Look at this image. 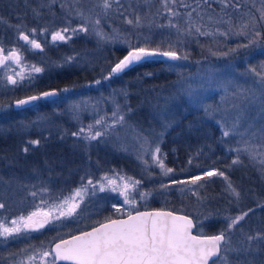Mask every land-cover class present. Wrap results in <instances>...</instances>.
Segmentation results:
<instances>
[{
	"label": "trees",
	"instance_id": "trees-1",
	"mask_svg": "<svg viewBox=\"0 0 264 264\" xmlns=\"http://www.w3.org/2000/svg\"><path fill=\"white\" fill-rule=\"evenodd\" d=\"M59 1L60 3L56 1L54 9L63 5L65 1L72 2V0ZM236 2L237 0H229L230 6L222 10L221 4L212 0L210 6L207 4L203 6V18L193 12V22L204 25L202 31H211L214 35H199L195 29L190 35H182L187 41L188 51L187 59L183 60L195 69L205 70L204 68L246 60L255 57L257 52L264 51L263 31L257 44L244 47L228 57L215 55L218 48L212 43L220 35L215 30L218 28L220 31L229 32L230 26L227 23L214 21L221 17L223 20L230 19L234 30L250 9L244 0H239L238 9L231 6ZM80 4L85 9L84 14L89 16L88 21L92 26L91 32L86 36L87 40L84 39L77 48L88 47L94 50L97 46L96 50L109 56L111 65L122 60L126 51L123 48H112L108 41L104 44L98 43L96 39L99 38L94 35V32L97 33L94 31L96 29L106 35L110 33L117 35L119 41L132 40L139 43L143 40V35L147 34L152 38L154 48L164 47L160 44L166 39H172L168 36L169 33L172 36L177 35L175 28L167 27L169 14L163 9L161 0H120L121 6L113 3L108 12H104L99 6L100 0H80ZM67 6L74 8L72 5ZM46 7L45 9H48V6ZM178 10L183 14L190 9L178 8ZM52 13L54 12L51 10L48 15ZM137 16L140 17L139 25L135 23ZM209 16L214 18L213 22H209ZM10 17H7V23H10ZM97 19L100 21L99 24L95 23ZM129 19L133 20V24L127 23ZM185 19L186 17L181 15L173 18V22L184 29ZM60 21H63L62 17L57 25H62ZM93 25L96 28H92L95 27ZM1 35L0 33V37ZM230 36L233 37L231 31L225 39L231 38ZM2 44L6 45V43ZM223 45L225 47L219 48H230V42ZM44 54V52L40 53V57L36 59H25L30 66L35 65L43 69L42 76H38L34 83L31 81L33 85L30 93L32 96H39L46 91L56 89L60 92V97L43 102L41 108L37 110L32 107L16 110L13 102L25 96L26 90L20 86L11 88L16 92L12 99L7 98V91L1 92L3 94H0V144L22 143L19 152L12 150L14 155L22 159L25 165L40 166L43 179L48 181L51 187L54 186L60 197L73 189L80 188L88 179L95 182L105 174L120 173L135 178L141 183L136 189L140 203H138L140 209L138 211L169 210L188 215L196 224L197 234L202 219L205 220L203 223L205 234L216 235L221 230L227 229L230 218L247 212L248 215L235 228L225 232L230 241L227 244L229 250L224 252L222 245V255L216 264H264V238L248 240L249 236L256 237L258 234L264 237V169L243 154L239 157L241 162L233 163L237 159L234 149L238 146V142L222 137L221 127L218 124L223 118L220 113L227 109L226 103L207 106L208 113H205L203 107L192 106L183 97L184 89L191 81L188 80V75L173 71L163 60H150L140 64L123 78L126 87L129 83L127 89L121 85L123 93L120 96L122 101L118 112L123 114L124 120L115 123L106 135L119 132L121 128L130 125L132 134L138 135V139L135 140V153L143 144V138L153 145L160 143L166 154L164 164L167 168L173 169L171 173L164 175L157 162L147 167L148 163L153 162L152 156H144L145 162L141 164L139 157L120 147L119 140L113 144L104 137L85 140L83 136L73 135L80 129H84L86 134L89 125H93L94 130H103L113 124L114 119L109 112L111 109L116 110L112 93L113 86H116L115 82L110 84L108 76L100 85V93L96 94L99 92L98 88L93 89L91 85L96 80H100L98 72L78 70L53 73L50 69L55 67L51 64H43L41 60L46 59L51 62L55 54L51 53L47 56ZM68 94L73 95L68 101L74 99L77 103L76 110L81 109L77 111V115H74V111L73 115L70 114V106L65 97H62ZM92 106L93 110L90 108ZM24 112L27 114L23 115ZM41 113H44L49 121L61 127L52 126L51 129L42 131L36 128L33 123ZM77 117L80 118V125L73 120ZM96 120H101L103 127L97 126ZM34 141L39 143H33ZM25 148L27 151L24 153L22 151ZM230 148L233 151H229ZM143 165H146V168ZM67 166L71 167L70 171H66ZM209 169L222 172L224 175L207 177L205 172ZM195 176H201L202 179L195 185L187 184L186 190L181 189V184L171 186L173 181H190ZM229 183L240 193L239 198L233 195ZM110 201L109 198L102 196L95 203L94 208L96 204L103 208L91 218L95 221L93 227L122 217L110 209ZM75 225L74 230L70 224L63 228L67 233L65 238L93 228L91 226L87 229H77Z\"/></svg>",
	"mask_w": 264,
	"mask_h": 264
},
{
	"label": "rangeland",
	"instance_id": "rangeland-1",
	"mask_svg": "<svg viewBox=\"0 0 264 264\" xmlns=\"http://www.w3.org/2000/svg\"><path fill=\"white\" fill-rule=\"evenodd\" d=\"M56 1L57 3H60L59 0H45V2H43L42 0H0V33L2 34L0 37V47H3L4 50H7V54L10 50H16L21 57L20 65H17L12 61H8L7 63L10 66L8 69L0 67V94H3L1 93L3 91H7V98L12 99L14 97L15 91L11 90V88L20 86L21 88H24L27 93H25L26 95L21 99L32 96L30 92L32 90L31 86L33 84L31 83H34L36 81V78L38 79V76L42 75L41 72L33 73L31 71V66L25 61V59H36L40 57V53L42 52L45 53L44 56H47L48 54L51 55V53H53L55 55L51 62H48L46 59H43V61L41 60L43 64H51V66L55 67L54 69H50V71H52L53 73H68L78 70H85L86 72L89 71L94 73L98 72L99 76L101 77L100 80L98 79L100 83L97 84L96 80L94 84L91 85L93 89L98 88L99 92H96V94L100 93V85L102 84L103 80H106V77L109 76L108 78L110 79V82H108L110 84L111 82H115L116 85L113 86L112 89L116 110L111 109V112H109V114L113 117L112 119H114L113 112L119 116H123L122 113L118 112L121 108L122 101L120 96H122L121 94L123 93V87H121V85L126 87L125 80L123 78L126 77L131 70L136 69V67L140 64H144L152 59L142 60L124 70L123 72L110 75L111 70L115 66V64H110L108 55L100 52L99 50H96L97 46L94 48V50H91L88 47H81L79 48L80 50L77 48L78 46H81V42L84 39L87 40L86 36L89 32H91L92 26L88 21L90 20L89 16L84 14L85 9L80 4V0L77 2L74 0H72V2L64 0L65 3L63 5L61 4L54 9ZM244 1L247 3L250 9L246 12V16L243 19H240L239 22H251V18L256 17L258 22L255 24V28L260 33H263L264 21H260L259 17L260 10L264 9V0ZM184 2L191 4L192 6L195 4V0H184ZM66 4L69 6L72 5L74 6V8L68 7ZM46 6H48V9H45L47 8ZM51 10L54 13L48 15ZM81 12L83 13V16L79 15V13ZM8 16H11L10 23L6 22ZM61 17L63 21H60L59 23H61L62 25H57L58 21L61 20ZM168 24L169 21L167 22V27ZM240 25L238 24L237 28ZM81 27L87 28L88 31H80ZM64 28L69 29V31L67 33H64V35L66 37L70 36L71 38L53 41L52 34ZM92 28H96V26ZM228 28V33L230 34V27ZM32 29H35L36 31L33 33L31 32ZM72 29H76L77 31L73 33L71 31ZM94 31H97V33L94 32V35L100 39H96L98 43L101 42L102 44H104L108 41L110 42L112 48H123L126 51V55L131 50L129 47L130 44L132 46L141 44L142 47L154 48L152 46V38H150V35L147 34L143 35V40H141V43H139L132 40L119 41L117 35H114L112 33L106 35L102 31H98L97 29ZM224 31L225 30H222L220 32L222 33ZM21 33L28 34L30 38H34L37 40V42H40L41 49H34L31 45L26 46L25 43L20 39ZM98 33H103V36L98 35ZM168 36H171L172 39H166L165 42H162L160 46L164 45V47L160 48L161 50H168V46L172 45L173 49L177 51V54L181 57L188 53V51L186 50L187 41L183 36H172L171 33H169ZM219 38H221L222 41ZM219 38L215 39L212 43L214 47L218 48L217 53H215L216 56H225L223 55V53L225 52L229 53L225 57L231 56L233 54H236L241 49H244V47H238L239 45L248 44V39L243 36L233 35V37L229 39L227 38V40L225 39V36L219 35ZM224 40L226 41L224 42ZM226 42H230V50H237L235 52H231L229 49L219 48L225 47L223 43ZM2 43H6V45ZM69 57H71L72 59H68ZM163 62H166L173 71H180L188 75V80L191 81L190 83H188L186 89L189 86L195 89L194 97L197 98L199 102H193V99H190L186 95L185 91L183 97L192 106L206 108L210 105L214 106L217 104L219 105L226 103L227 109L226 111L222 112L223 114L220 113V115H222L229 124L232 122L233 118L237 114H239L241 109H245L247 112V117L245 120L241 121L238 128V133L244 134L246 131H256L259 134L262 126H264V113L259 112L258 106L246 108L245 104L237 97H234L232 93L234 91H237V85H240L247 89L255 88L256 84L259 82L258 77H256V75L252 73L250 69L255 68L258 72L264 71L263 50L257 52V55L255 57H251L246 60H238L232 62L231 64L229 63L226 65H217L212 68H204L205 70L195 69L192 65L183 60V58L177 61L163 60ZM14 72H23L26 77L25 80L23 82H18L16 85L10 84L7 80V76L13 75ZM29 75H31L32 77V82L27 79ZM210 76L212 77L211 80H209ZM133 81H130V83H132ZM128 87L129 83L127 84L126 89ZM62 97H65L66 101L68 102V106H70V114L73 115L74 111V115H77V111H81V109L76 110L77 103L74 101V99H72V101H68V99L73 97L72 94H68ZM43 101L44 100H42L41 103ZM41 103H36L30 107H32L34 110L40 109ZM234 104L238 105V107H233ZM90 108L91 110L94 109L93 106ZM24 114L27 113L24 112L23 115ZM45 117L46 115L44 113L39 114L38 119L33 123L36 128L42 131L45 129H51L52 126H59L55 125V123L49 121V118ZM79 119L80 118L78 117L73 118L75 123H78L77 125H80ZM249 125H251L252 127L249 128ZM59 127H61V125ZM125 127L127 128H121L119 132H114L109 136L105 135L101 137H104L106 140H110L112 143L119 140L118 143L120 144V147L122 149L130 151L131 153H134L135 157H139V162L142 164L143 162H145L144 156H152L151 152L148 150L149 146L144 145L143 147H140V149L135 153V140L138 139V135L132 134L130 125ZM166 130L167 128L165 129V131ZM129 132H131V134H129ZM240 134L230 135L227 138L230 141L235 140L238 142L241 138ZM254 142L261 143L262 141L256 140ZM5 144L6 145L0 144V201L10 209V212H7L4 216H0V221H4L5 218H7L6 222L10 223L11 220L18 219L21 216L27 217L32 212H36L39 210L48 211L51 204H53L54 202H58L62 197L70 195L75 190L73 189L71 192L63 194L62 197H60L54 190V186L51 187L50 183L43 179L40 166L25 165L22 159L14 155L12 150H16L17 152H19L20 150L18 149L20 148V144L22 143L19 144L9 142ZM157 144L153 145L150 142L152 149H154ZM158 145L161 150L160 158L165 161L166 154L162 150L160 143ZM3 147H5L6 149H4ZM22 152L25 153L24 149ZM155 163L156 161H154L153 159V162L148 163L147 167L154 165ZM143 166L144 168H146V165ZM70 170L71 167L67 166L66 171ZM209 170L216 171L214 169ZM117 174H119L120 177H124L125 179L132 178L120 173H111L105 174L101 178L97 179L95 182H93V184H96L97 187H99L100 183H104L105 190L96 191L95 194H93V190L89 188L88 192L84 194L82 202L79 203V207L77 208L76 213L72 217H66L61 218L60 220L51 221L47 229L48 232L46 234H52L53 231H55V234L53 233L54 235L51 236L49 234V239L41 238L40 241H33L38 236H43L45 232L39 235L36 233L33 234L29 232H21L19 234H14L13 237H8L6 239L4 237H0V264H19V261L21 260H24L25 264H27V257L29 255H33L37 251H42L46 248H51L55 242L64 239L67 233L63 231V228H65L66 226L68 227L69 224L72 225V227L74 226V224H76L75 228L77 229H87L91 226L93 227V225H95V221H92L91 218H93L97 213H99L98 211L102 210L103 208V206L101 207L97 204L94 208V205L102 196L111 200L109 205L110 209L118 213L122 217L124 215H129L140 210L138 205L139 198L136 195V189L141 183L136 186L135 189H129V199L134 200L135 203L126 204L124 203V197L120 195L119 192L110 191L107 182L103 179L104 177L117 179ZM132 180L137 179L132 178ZM118 183H121V181L118 180ZM179 184L182 185V190H186V188L188 187L186 186L187 184L182 183H173L171 186L174 187ZM43 189H46V191H42ZM33 192L36 193L35 196L32 195ZM77 200H79V198H77ZM117 209H119V211H117ZM204 221L205 220L202 219L199 222L201 228L197 230L198 234L200 235H206L205 228L203 227ZM14 244H17V247L15 249L11 248ZM35 264H42V262L39 260V256H37Z\"/></svg>",
	"mask_w": 264,
	"mask_h": 264
},
{
	"label": "snow or ice",
	"instance_id": "snow-or-ice-1",
	"mask_svg": "<svg viewBox=\"0 0 264 264\" xmlns=\"http://www.w3.org/2000/svg\"><path fill=\"white\" fill-rule=\"evenodd\" d=\"M212 0H195V6L185 3L184 0H161L163 9L169 14V24L168 27L175 28L178 36L185 34L190 35L195 29V32L199 35L212 36L214 35L211 31H202L204 25L195 24L193 22V12H196L198 16L203 18V6L205 4L210 6ZM222 6V10L230 6L229 0H215ZM113 3L118 6L120 5V0H100V7L104 12H108ZM235 8H239V0L234 5ZM178 8L190 9L186 13L181 14ZM200 9V11H197ZM83 16V13H79ZM185 16L186 27L181 29L178 23L173 22V18L179 16ZM213 17L209 16V22H213ZM260 21H264V9L260 10ZM99 20L95 21L99 24ZM215 23H227L230 26L231 34L234 36H243L248 39V44L239 45L238 47H248L252 44L258 43V38L261 37V33L256 30L255 24L258 22L256 17L251 18V22L245 21L241 25L232 30L231 20H223L221 17L214 21ZM128 24H133V20H127ZM135 23L139 25L140 17L137 16ZM163 27V26H161ZM32 29L31 32H35ZM69 31L68 28H64L60 31H56L52 34V40H65L71 37H66L64 33ZM73 33L77 30L72 29ZM80 31H88L87 28L81 27ZM216 33L220 35L227 36L228 32H220L217 28ZM98 35L103 36V33H98ZM20 39L30 44L34 49H40L41 44L37 42L36 39L30 38L28 34L21 33ZM130 51L128 54L120 60L111 70V74H116L123 72L126 68L134 65L136 62L145 60L152 57H167L172 61L187 59L185 54L183 57L177 54L172 47L168 46V50H161L157 48H148L142 46H132L129 45ZM237 49H231V52H235ZM5 50L0 47V67L8 69V61H12L17 65H20L21 57L16 50H10L7 55L4 54ZM229 53L225 52L223 55L227 56ZM68 59H72L69 57ZM31 71L33 73H40L43 71L42 68L31 65ZM252 73L258 77V83L255 88L247 89L240 85H237V91H234L232 95L240 99L246 108H252L258 106L259 112L264 113V71L258 72L255 68L250 69ZM25 75L23 72L13 73V75H8L7 80L10 84L16 85L18 82H23L25 80ZM27 79L31 82L32 77L29 75ZM107 79V77H106ZM212 77H209L211 80ZM97 84L100 81H96ZM67 91V89H65ZM186 95L193 99V102L198 103V99L194 97L195 89L189 86L184 89ZM57 93L44 92L41 96H30L26 99H21L16 102L17 106L28 105L33 101H37L42 98H47L55 96ZM233 107H238L234 104ZM205 113L209 112L208 108H204ZM114 120L113 124L108 125L103 130H94L93 125L88 126L87 133L85 134L84 129H80L78 133H73V135L83 136L85 140H96L101 136L108 134L109 129L113 128L115 123L122 122L124 120L123 116H119L116 113L113 114ZM247 117V112L245 109H241L239 114H237L232 122L229 124L225 118H222L220 122L222 137H229L230 135H237L238 128L242 120ZM96 125L103 127L101 120H96ZM252 126L249 125V128ZM241 138L238 141V146L234 149L237 155V159L233 163L241 162L239 157L241 154L246 155L250 161L258 163L264 169V126H262L259 134L256 131L240 134ZM260 140L261 143H255L254 141ZM33 143H39V141H34ZM148 145V150L151 155L158 163V166L162 170L164 175H168L173 171L171 168H167L164 164L163 159L160 158V147L157 146L152 149L150 142L143 138V144ZM26 152L27 149H24ZM233 151V149H229ZM215 175H224L222 172L217 171H206L205 176L212 177ZM110 191L119 192L120 195L124 197V203L132 204L135 203L134 200L129 199V189H135L136 186L140 184L138 180H132V178L125 179L117 174V179L104 177L103 178ZM202 179L201 176H195L190 181H173L182 184H192L195 185L198 181ZM118 180L121 183H118ZM165 187H167L165 185ZM89 188L93 190V194L96 191H104L105 184L100 183L99 187L93 184L91 179L87 180L86 184H82L79 189H75L70 195L60 198L58 202H54L49 206L48 211L39 210L32 212L27 217L21 216L18 219H13L9 222L0 221V237L5 239L8 237H13L14 234H19L21 232L28 231H38L44 228L45 225L49 224L53 220H60L61 218L72 217L79 203L82 202L83 196L88 192ZM229 189L233 195L239 198L240 193L236 191L235 188L229 183ZM42 191H46L43 189ZM33 196L36 195L35 192L32 193ZM146 195V194H141ZM79 198V200H77ZM115 207V206H114ZM4 208V204L0 203V209ZM119 211V209H117ZM248 213L245 212L240 216L230 218V222L227 225V229L221 230L216 235H193L192 229L194 227L193 221L187 216H177L171 212H143L137 213L136 215L129 214L126 219L110 220L108 223L100 224L99 227H95L92 231L82 232L80 235H74L71 239H61L54 247L46 248L42 251H37L33 255L27 257V264H35L37 256L42 264H216V259L221 258L222 244L224 245V252L229 249L227 244L230 243L225 235L226 231H230L235 228L241 220L247 216ZM260 237L259 234L256 237L249 236L248 240L252 241ZM19 264H25L24 260L19 261Z\"/></svg>",
	"mask_w": 264,
	"mask_h": 264
},
{
	"label": "water",
	"instance_id": "water-1",
	"mask_svg": "<svg viewBox=\"0 0 264 264\" xmlns=\"http://www.w3.org/2000/svg\"><path fill=\"white\" fill-rule=\"evenodd\" d=\"M148 59H152V60H170V59H168L167 57H160V56H157V57H152V58H148ZM142 61V60H141ZM170 61H172V60H170ZM177 61V60H176ZM138 62H140V61H138ZM138 62H136V63H138ZM135 63V64H136ZM132 66V65H131ZM131 66H129V67H131ZM128 67V68H129ZM128 68H126V69H128ZM125 69V70H126ZM52 91H55L57 94L55 95V96H51V97H47V98H42V100H45V101H53V100H56V99H58L59 97H60V92L58 91V90H56V89H53V90H49V91H46V92H52ZM42 95V94H41ZM41 95H39V96H41ZM26 99V98H25ZM40 100V99H39ZM39 100H37V101H33L32 103H30V104H28V105H21V106H17V104H16V102L18 101H15L14 102V108L16 109V110H21V109H24V108H26V107H30V106H33L34 104H36ZM143 212H171V213H173L174 215H177V216H187L189 219H191L192 221H193V224H194V227H193V229H192V234L193 235H200V234H197L196 233V224H195V222H194V220H193V218H191L190 216H188V215H185V214H181V213H175V212H172V211H169V210H141V211H137V212H135V213H132V215H136L137 213H143ZM128 216V215H127ZM127 216H125V217H121V218H117V219H113V220H118V219H126L127 218ZM109 221H106V222H103V223H108ZM103 223H101V224H103ZM48 225V224H47ZM47 225H45V227H47ZM100 226V224L99 225H97V226H95V227H99ZM44 227V228H45ZM95 227H93V228H95ZM93 228H90V229H88V230H85V231H92V229ZM41 229H43V228H41ZM41 229H39V230H41ZM85 231H83V232H85ZM82 232H80V233H78V234H75V235H80ZM72 236H74V235H72ZM72 236H69V237H67V238H64V239H71V237ZM208 236H211V235H208ZM60 241V240H59ZM59 241H57V242H55L54 244H53V246L52 247H54L55 246V244L56 243H58ZM223 245V244H222ZM221 252H222V249H221ZM213 259H215L216 261L218 260V259H216V258H213ZM61 264H65V262H61ZM209 264H212V261H210L209 262Z\"/></svg>",
	"mask_w": 264,
	"mask_h": 264
},
{
	"label": "flooded vegetation",
	"instance_id": "flooded-vegetation-1",
	"mask_svg": "<svg viewBox=\"0 0 264 264\" xmlns=\"http://www.w3.org/2000/svg\"><path fill=\"white\" fill-rule=\"evenodd\" d=\"M22 40V39H21ZM23 41V40H22ZM24 43H25V45L27 46V45H30V44H28V43H26L25 41H23ZM38 43H40V42H38ZM41 49V48H40ZM40 49H38V50H40ZM24 51H25V49H24ZM7 50H5V52H4V54L5 55H7ZM27 56V55H26ZM28 57V56H27ZM41 101H42V99H40L37 103H41ZM43 102H46L45 100L43 101ZM42 102V103H43ZM41 103V104H42ZM29 108H31V107H29ZM27 109V108H26ZM21 110H25V108L24 109H21ZM3 136V135H2ZM1 144H3V143H1ZM0 203H3V202H1L0 201ZM7 212H10V209L7 207V206H5V204H4V208H2V209H0V216H4ZM124 216H126V215H124ZM51 223V222H50ZM49 223V224H50ZM49 224L47 225V227H45V228H43V229H41V230H38V231H28L29 233H36V234H41V233H43V232H45V234L43 235V236H38L37 238H35L33 241L34 242H37V241H40V239L41 238H44V239H49V234H46L48 231H47V229H48V227H49ZM53 233H55V231H53ZM53 246V245H52ZM17 247V244H14L11 248H16Z\"/></svg>",
	"mask_w": 264,
	"mask_h": 264
}]
</instances>
